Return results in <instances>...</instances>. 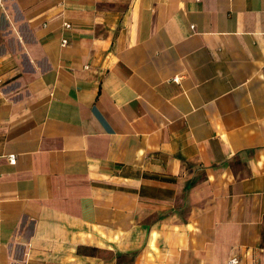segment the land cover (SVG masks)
Listing matches in <instances>:
<instances>
[{
  "label": "crops",
  "instance_id": "obj_1",
  "mask_svg": "<svg viewBox=\"0 0 264 264\" xmlns=\"http://www.w3.org/2000/svg\"><path fill=\"white\" fill-rule=\"evenodd\" d=\"M234 258L264 264V0H0V264Z\"/></svg>",
  "mask_w": 264,
  "mask_h": 264
},
{
  "label": "built area",
  "instance_id": "obj_2",
  "mask_svg": "<svg viewBox=\"0 0 264 264\" xmlns=\"http://www.w3.org/2000/svg\"><path fill=\"white\" fill-rule=\"evenodd\" d=\"M67 26H68V25H67ZM66 43H67V41H64V44H66ZM10 162H11L12 164H15V163H16V156L12 155V156L10 157ZM229 264H239V260H238L237 258L230 259Z\"/></svg>",
  "mask_w": 264,
  "mask_h": 264
}]
</instances>
